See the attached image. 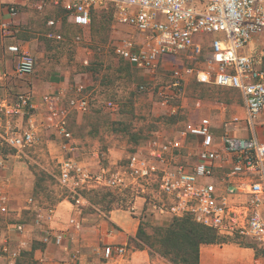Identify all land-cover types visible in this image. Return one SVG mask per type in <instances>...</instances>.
I'll return each instance as SVG.
<instances>
[{"label":"built area","instance_id":"1","mask_svg":"<svg viewBox=\"0 0 264 264\" xmlns=\"http://www.w3.org/2000/svg\"><path fill=\"white\" fill-rule=\"evenodd\" d=\"M22 5L10 4L8 18L0 23L1 39L14 40L7 52L17 58L15 76L20 79L32 76L37 67L34 56L18 39L23 30L22 7L40 15L53 8L75 26L87 28L96 11L110 5L117 22L130 30L113 45L117 58L149 80L167 58L180 59L181 64L172 69L171 93L159 92L161 104L183 94L188 78L236 90L244 102L245 120L234 116L226 121L222 136H216L210 118H200L186 123L173 138L155 133L124 163L92 170L77 160L69 129L71 114L90 111L92 95L82 84L44 95L42 127L61 140L57 179L73 200L69 225L81 230L87 192L108 189L118 198L117 204L125 205L139 220L144 213L162 224L191 218L229 244L252 249L255 264H264V142L256 136L257 127H264V0H26ZM47 28L50 38L63 40L60 19H49ZM139 92L146 94L149 89L142 85ZM106 108L117 112L119 106L108 101ZM38 111L32 90L12 103L0 102V171L8 164L5 149L21 158L37 145ZM16 117L27 118L25 129L11 124L9 119ZM243 132L249 135L242 136ZM10 203L5 179L0 176V217L9 213ZM29 205L35 209L37 227L54 221L56 209H45L33 199ZM16 231V244L10 240L0 243V260L8 264H17L23 254L32 251L25 227L17 225ZM64 238L63 233L53 235L46 230L42 239L45 244L53 240L62 245ZM125 254L124 246L104 250L107 260ZM37 261L48 264L43 257ZM58 264H80L79 255L74 253L69 261Z\"/></svg>","mask_w":264,"mask_h":264},{"label":"rangeland","instance_id":"2","mask_svg":"<svg viewBox=\"0 0 264 264\" xmlns=\"http://www.w3.org/2000/svg\"><path fill=\"white\" fill-rule=\"evenodd\" d=\"M25 1L0 0V9L6 10L14 3L23 6ZM114 15L112 6L101 8L93 14L89 27L80 28L59 10L50 8L40 15L22 7L20 22L23 30L18 39L22 43H30L28 50L36 59L37 67L35 73L25 79L14 74L6 80L0 77V102L6 100L12 103L20 94L32 90L35 103L39 106L42 97L53 92V89H47V85L66 76L69 78L68 91L77 85H84L93 98L91 109L85 114H71L69 129L77 148V160L92 170L99 165L124 163L137 146L155 133L173 138L186 123L200 118H210L220 136L224 135L226 121L234 116L245 120L244 102L238 91L201 84L193 78H188L184 83L183 94L177 95L169 103L161 104L159 92L171 93L172 69L181 64L180 59L167 58L156 77L149 80L145 73L114 55L115 41L129 35L130 31L119 24ZM54 17L62 22V41L48 36L47 21ZM142 85L147 86L148 93L139 92ZM108 101L118 104L117 112L106 108ZM38 113V143L34 149L21 158H16L11 150H4L8 164L4 173L0 174L5 179L12 200L10 220H14L18 214L33 219L35 209L29 205L31 199L45 209H56L67 201L73 203L68 191L60 186L57 179L62 156L61 140L57 135L46 132L42 127V116H39L41 112ZM9 120L19 129H25L28 125L27 118ZM241 135L248 136L249 133L243 132ZM86 199L85 206L89 207V213H107L115 206L127 211L125 205L117 204L118 198L108 189L87 192ZM141 220L147 224L144 229L148 234L156 226L162 225L150 213H144ZM222 245L231 247L232 244L206 246ZM37 258L32 249L23 254L17 264H38ZM8 263V260H0V264Z\"/></svg>","mask_w":264,"mask_h":264},{"label":"crops","instance_id":"3","mask_svg":"<svg viewBox=\"0 0 264 264\" xmlns=\"http://www.w3.org/2000/svg\"><path fill=\"white\" fill-rule=\"evenodd\" d=\"M7 18L6 10L0 9V23ZM20 42L22 43V41ZM13 43L14 40L4 41L0 37V77L5 80L13 74L15 75L17 58L7 52V46ZM29 44L22 43L26 49L29 48ZM68 80L69 78L66 76L55 83L50 82L47 89H53V92L66 90L69 87L67 86ZM71 95V93L68 94V97ZM39 106V112H41L39 116H42L44 114L41 101ZM213 127L216 136H220L214 122ZM256 136L264 142V127H257ZM0 176L2 175L0 174ZM11 204L12 200L10 206ZM73 207V203L69 201L61 203L56 208L54 221L45 223L41 227L35 225L34 216L33 219H26L25 215L18 214L14 216V220H10L11 213L9 210L7 215L0 217V243L10 240L12 244H16L19 239L16 226L21 224L27 231L31 249L35 250L38 258L43 257L48 264L67 262L74 253L79 255L80 264H172L140 241L138 237L140 220L129 212L115 206L107 213H89L87 211L89 207L85 206L81 215L82 228L75 230L69 225L70 219L74 216ZM10 221L13 223L10 224ZM46 230L53 235L63 233L65 238L62 245L56 244L53 240L47 244L43 243L42 238ZM232 245L231 247L226 245L202 246L200 264H255V252L252 249ZM107 246H124L126 254L124 257H114L112 260H107L104 255Z\"/></svg>","mask_w":264,"mask_h":264},{"label":"trees","instance_id":"4","mask_svg":"<svg viewBox=\"0 0 264 264\" xmlns=\"http://www.w3.org/2000/svg\"><path fill=\"white\" fill-rule=\"evenodd\" d=\"M146 225L140 220V241L174 264H200L202 246L228 243L215 231L195 223L191 218L173 219L169 224L153 228L151 234L145 231ZM246 247L251 248L252 245Z\"/></svg>","mask_w":264,"mask_h":264}]
</instances>
